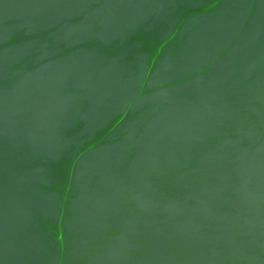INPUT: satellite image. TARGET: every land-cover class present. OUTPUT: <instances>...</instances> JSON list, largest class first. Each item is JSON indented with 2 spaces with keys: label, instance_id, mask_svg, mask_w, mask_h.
Instances as JSON below:
<instances>
[{
  "label": "water",
  "instance_id": "1",
  "mask_svg": "<svg viewBox=\"0 0 264 264\" xmlns=\"http://www.w3.org/2000/svg\"><path fill=\"white\" fill-rule=\"evenodd\" d=\"M0 264H264V0H0Z\"/></svg>",
  "mask_w": 264,
  "mask_h": 264
}]
</instances>
